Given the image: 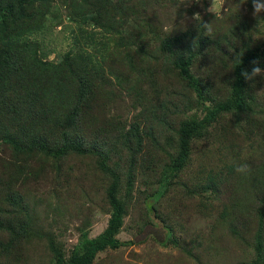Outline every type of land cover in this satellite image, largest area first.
<instances>
[{
  "label": "trees",
  "instance_id": "1",
  "mask_svg": "<svg viewBox=\"0 0 264 264\" xmlns=\"http://www.w3.org/2000/svg\"><path fill=\"white\" fill-rule=\"evenodd\" d=\"M80 1V13L75 18L91 30L82 31L79 26V32H73L71 38L73 45L76 42L79 48L86 46L90 51L80 48L74 53L71 47L60 55L58 62H48L42 57L53 52L46 49L49 43H45L43 35L54 0H0V148L6 147L11 157L8 163H2L0 157V258L13 248L18 247L16 251H20L35 239H42L34 223L40 219L29 211L21 189L24 173L36 157L58 179L63 166L71 160L75 163L89 160L90 169L94 166L106 176L109 218L101 234L90 238L80 231L78 243L69 256L54 235H43L50 264H94L100 253L132 243L121 242L117 237L127 215L129 197L133 198L138 168L147 171V176L140 179L144 188L139 186L138 190L144 195L142 200L157 204L169 192L170 180L188 165L190 144L204 141L206 150L210 145L224 146L236 127L242 139L254 130L257 132L253 135L264 139V88L261 86L264 13L256 18L252 15L264 0H256V7L253 0H246V9L233 11L223 30L207 22L209 14H193H199L194 22L175 14L174 21L180 19L183 28L169 34L161 33L151 20L145 23L141 13L151 5L147 2L157 6L165 2L170 7L169 4H176L174 0ZM188 13L191 14L190 9ZM142 31L155 33L157 41L151 54L144 47L132 50L131 39L139 38ZM108 49L126 50L127 64L129 68L133 66L130 70L144 79L156 75L160 86L150 83L151 95L145 92L138 95L141 90L136 83L143 80L131 72L128 80L123 79L128 75L118 64H112L114 61L107 60ZM140 55L148 58L146 62L150 63L151 70L131 64ZM253 60H258L256 66L262 72L252 81H245L241 72L251 74ZM215 77L219 78L220 86L212 81ZM100 86L109 88L106 100L111 108L117 99H120V108L121 100L126 99L123 92H132L131 108L138 111L128 125H120L106 111L100 113L102 118L95 114L98 107H94L90 97L101 90ZM221 86L223 91H219ZM91 112L95 114L96 124L101 123L102 127L101 131L100 128L94 131L95 136L84 131L86 121L91 120L88 117H93ZM189 112L193 113L185 117ZM171 117L180 118L172 122ZM162 136L164 142L159 140ZM152 146L169 154L177 153L161 172L149 164ZM236 161L242 160L237 157ZM151 168L157 179L151 177ZM226 169L235 172L240 182L244 174L237 173L234 164ZM250 169L245 174L251 190L250 201L256 215L264 220V163ZM5 176L6 183L1 184ZM210 176L200 182L203 183L200 188L216 193L221 173L213 171ZM61 187L56 184V191H64ZM150 205L147 212L161 218L157 208ZM262 231L263 223H260L258 233ZM257 253L262 259L260 241Z\"/></svg>",
  "mask_w": 264,
  "mask_h": 264
},
{
  "label": "rangeland",
  "instance_id": "2",
  "mask_svg": "<svg viewBox=\"0 0 264 264\" xmlns=\"http://www.w3.org/2000/svg\"><path fill=\"white\" fill-rule=\"evenodd\" d=\"M174 1L176 4L171 3L170 7L165 5V2L158 6L147 2L151 5L147 11H142L143 21L146 23L151 20L157 26L156 29L160 28L161 33L169 34L175 29L183 28L180 19L174 21L175 14H181V19L185 21L194 22L196 17L193 14L201 13V15L209 14L207 22L223 30L226 20L233 11L246 9V0H216L219 5V15H217L212 11L214 0ZM81 5L80 0H54L53 12L43 35L46 38L45 43H49V48L46 49L53 52L47 57H42L48 62L52 60L58 62L60 55L71 47L74 53L80 48L89 50L82 45L79 48L76 42L73 45L71 38L73 32H79V26L82 27V31L91 30L89 26L81 25L79 23L81 21L75 18L76 14L80 13ZM257 8L259 10L256 17L264 13V3H259ZM189 9L191 14L188 13ZM57 22L59 23L56 25ZM131 41L134 42L132 50L139 51L138 48L144 47L151 54V49L155 47L157 40L154 32L142 31L139 38H132ZM41 52L47 53V51ZM125 52L124 49H108L107 60L114 61L112 64L115 66L118 64L117 67L128 75L123 79H129V72L141 78L137 72L130 70L133 66L129 68ZM130 53L136 57L134 52L130 51ZM147 59L140 55V59L133 58L131 64H136L134 66L136 68L151 70L150 63L146 62ZM141 79L143 80L141 83H136L141 90L138 91V95L142 92L151 95L150 83L159 85L154 74L152 77L147 76V79ZM212 81L218 86L221 85L218 77L213 78ZM261 86L264 88V81ZM100 87L101 90L90 97L95 106L91 103L90 105L98 107L95 114L102 118L100 113L106 111L109 117L111 114L114 115L115 121L120 125H128L131 116L138 111L131 108L132 92H123L126 99L121 100L120 108H118L120 99H117L115 107L111 108L107 106L106 100L109 88ZM219 91H223L222 86ZM192 113L184 115L186 117ZM90 114L93 117H88L91 120L86 121L84 131L95 136L94 131L98 128L101 131L102 127L101 123L96 124L94 121L95 114L92 112ZM179 118L170 119L173 122ZM239 132L236 127L227 137L228 144L210 145L209 150H206L208 146L204 141L190 144L192 150L188 165L170 180L172 186L169 187V192L157 204L151 203L152 200L149 202L142 200L144 195L138 190L139 186L144 188L140 179L147 176V171L138 168L133 198L129 197L127 215L117 237L121 242L132 243L117 250L100 253L94 264H255L257 261L258 264H264V220L256 215L254 204L250 201L251 190L246 175L244 174L238 182L235 172L231 173L226 169V166L235 163H246L250 168L264 163V139L253 135L256 130L248 131L245 139L240 137L241 132ZM159 140L164 142L165 137L162 136ZM151 150L153 153L149 158V164L159 172L169 165V160L173 159L175 154L171 150L169 154L167 150L163 151L157 146H152ZM0 157L3 159L2 163L11 160L6 147L0 148ZM237 157L242 161H236ZM88 165L89 160H76V163L71 160L63 166L58 179V176L51 173L49 167L43 165L42 160L36 157L28 172L24 173L21 189L27 198L29 211L40 219L34 223L36 231L41 235L42 239L38 238L41 242L35 239L32 244L22 247L20 251H16L18 247L13 248L11 253L0 258V263L50 264V254L46 249L43 235H54L69 256L78 243L80 231L87 233L90 238H95L103 232L109 218L105 201L107 179L105 175L95 170L94 166L90 169ZM150 171L151 177L157 179L155 170L151 168ZM213 171L221 173L222 179L219 180L221 184L216 193L210 190L204 192L200 188L203 183L200 182H205L206 177ZM6 180L7 177H3L1 184L6 183L4 182ZM58 183L62 186L61 189L66 190L65 192L56 191L55 185ZM150 204L157 208V213L159 212L162 219L154 217L152 212H147ZM260 223H263V231L259 234ZM258 241L262 243V259L257 257Z\"/></svg>",
  "mask_w": 264,
  "mask_h": 264
},
{
  "label": "clouds",
  "instance_id": "3",
  "mask_svg": "<svg viewBox=\"0 0 264 264\" xmlns=\"http://www.w3.org/2000/svg\"><path fill=\"white\" fill-rule=\"evenodd\" d=\"M253 5L254 7H256V0H253ZM258 8L257 11L253 12V17L256 18L257 14H258ZM212 11L215 12L217 15H219V5L218 3H216V0H214V4H213V8ZM199 14H196L195 17H197ZM207 27L209 28V31H211L210 27L207 25ZM251 63L253 64V69H252V73L249 74L247 71H242L241 72V76L244 77L245 81H252L253 78L257 75H260L262 72V69L258 66H256L258 64V60H253L251 61ZM235 170L237 173L240 174H247L248 172L251 171L250 166L246 163L244 164H234Z\"/></svg>",
  "mask_w": 264,
  "mask_h": 264
}]
</instances>
